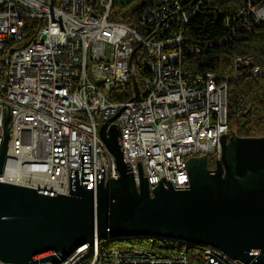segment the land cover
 I'll return each instance as SVG.
<instances>
[{
  "label": "built area",
  "instance_id": "2783aa9c",
  "mask_svg": "<svg viewBox=\"0 0 264 264\" xmlns=\"http://www.w3.org/2000/svg\"><path fill=\"white\" fill-rule=\"evenodd\" d=\"M205 1L0 0V149L10 106L0 181L69 195L70 169H81L83 144L91 146V169L104 166V183L119 178L100 134L107 125L109 136L113 124L136 187L140 161L151 195L162 177L189 186L185 162L191 157L207 155L214 169L221 137L230 134L231 78L182 69L187 57L212 46L187 34ZM262 22L264 0H243L223 18L225 35L217 43L243 39ZM139 62L147 74L138 94L133 79ZM233 66L264 73L250 55L235 57ZM110 242L84 244L58 264H253L214 246L190 254Z\"/></svg>",
  "mask_w": 264,
  "mask_h": 264
},
{
  "label": "water",
  "instance_id": "95a60500",
  "mask_svg": "<svg viewBox=\"0 0 264 264\" xmlns=\"http://www.w3.org/2000/svg\"><path fill=\"white\" fill-rule=\"evenodd\" d=\"M137 93L140 88L133 79ZM10 106L6 104L0 175L6 160ZM221 137L214 169L207 155L191 157L189 186L162 177L151 195L138 162L137 188L119 127L100 134L115 156L119 178L104 183L105 169H91V146L82 145L81 169H70V194L0 181V261L58 264L96 239L162 238L214 246L245 263L264 264V135ZM3 136L0 135V146Z\"/></svg>",
  "mask_w": 264,
  "mask_h": 264
},
{
  "label": "trees",
  "instance_id": "16d2710c",
  "mask_svg": "<svg viewBox=\"0 0 264 264\" xmlns=\"http://www.w3.org/2000/svg\"><path fill=\"white\" fill-rule=\"evenodd\" d=\"M243 0H206L201 12L188 26L187 34L212 45L207 53L190 56L184 60L182 69L187 74H200L214 71L220 76H228L229 88V123L234 114L243 121L238 128V136L260 137L264 135V73L253 75L248 69L236 70L233 60L238 56H253L256 63L264 70V22L256 24L252 32L243 39L233 40L219 45L218 39L225 35L223 18L226 14L237 11ZM147 72L141 63L136 64V79L143 87ZM236 76V77H234ZM131 86L121 94L128 97ZM215 163L210 161V165ZM148 246L160 252L182 250L185 244L177 241L150 238ZM130 239H121L124 241ZM113 242V241H111ZM110 242V244H111ZM109 244V245H110ZM190 254L197 245L188 243ZM125 246V245H119Z\"/></svg>",
  "mask_w": 264,
  "mask_h": 264
},
{
  "label": "rangeland",
  "instance_id": "374dc122",
  "mask_svg": "<svg viewBox=\"0 0 264 264\" xmlns=\"http://www.w3.org/2000/svg\"><path fill=\"white\" fill-rule=\"evenodd\" d=\"M130 2H132V0H123V3L125 5L127 3H130ZM138 4H139L138 1H134L133 2L134 6H136ZM127 12L128 11H125L124 15H126ZM125 19H127V18H125ZM97 121L101 123V118L97 117ZM242 122L243 121L241 120V123ZM241 123H240V119L233 114L232 118L230 120V134H229L230 137H231V135H233L231 130L234 131L238 135V128L240 127ZM150 240H151L150 238H140V239L139 238H134V239H130V241L124 240L123 242L120 241V240H115V241L111 242L110 246L111 247H116V246H119V245H126V246H129V247H132V246H134V247H149L148 244H149ZM196 247L197 248L195 250H193L192 253H195V252H197L198 250H200L202 248V246H198V245ZM183 249L185 251L189 252L187 244H185L183 246ZM0 264H14V263H5V262H1L0 261Z\"/></svg>",
  "mask_w": 264,
  "mask_h": 264
}]
</instances>
